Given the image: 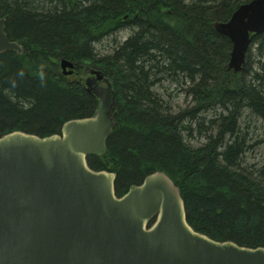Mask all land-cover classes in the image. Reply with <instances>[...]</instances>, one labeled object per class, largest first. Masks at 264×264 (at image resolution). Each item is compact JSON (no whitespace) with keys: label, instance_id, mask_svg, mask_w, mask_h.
<instances>
[{"label":"trees","instance_id":"trees-1","mask_svg":"<svg viewBox=\"0 0 264 264\" xmlns=\"http://www.w3.org/2000/svg\"><path fill=\"white\" fill-rule=\"evenodd\" d=\"M249 1L0 0L6 33L24 49L0 54V137H49L93 116L98 100L84 76L100 70L116 94L115 125L106 151L88 158L91 169L116 174L118 197L163 172L196 232L264 247V159L248 158V123L264 126V63L254 70L247 55L243 72L229 70L232 44L214 28ZM124 31L109 54L99 51ZM254 44L263 56L264 33ZM180 96L190 106L178 107Z\"/></svg>","mask_w":264,"mask_h":264},{"label":"water","instance_id":"water-1","mask_svg":"<svg viewBox=\"0 0 264 264\" xmlns=\"http://www.w3.org/2000/svg\"><path fill=\"white\" fill-rule=\"evenodd\" d=\"M214 28L233 45L229 69L242 72L252 36L264 33V0L241 5ZM4 52L24 49L10 41L0 18ZM62 69L72 75L75 65L63 60ZM91 74L86 85L99 99L94 116L70 120L49 137H0V264H264V247L196 232L165 173L118 197L116 174L91 169L88 158L106 151L116 103L104 74ZM103 80L106 87L98 85Z\"/></svg>","mask_w":264,"mask_h":264},{"label":"rangeland","instance_id":"rangeland-1","mask_svg":"<svg viewBox=\"0 0 264 264\" xmlns=\"http://www.w3.org/2000/svg\"><path fill=\"white\" fill-rule=\"evenodd\" d=\"M129 33L127 31H124L109 40H106L101 46H99V51L103 54H109L119 41L124 40L127 38ZM259 45H252L249 49V66L250 68H253L256 70L258 68L259 63H264V54L261 56L258 51ZM264 52V51H263ZM87 75L84 76V79ZM74 79V77L70 76ZM175 104L178 107H188L190 106V103L185 101L184 97H175ZM180 107V108H181ZM253 121L249 122V132H250V145L252 146V150L249 153V160L250 164L261 162L264 159V126L261 125L259 121L256 119H252ZM191 144H201L204 143V138H201V140H189Z\"/></svg>","mask_w":264,"mask_h":264},{"label":"flooded vegetation","instance_id":"flooded-vegetation-1","mask_svg":"<svg viewBox=\"0 0 264 264\" xmlns=\"http://www.w3.org/2000/svg\"><path fill=\"white\" fill-rule=\"evenodd\" d=\"M90 77V75H87L86 77H85V80L87 79V78H89ZM99 85H102V86H104V82L103 81H101V82H99ZM95 86V85H94ZM86 87V86H85ZM88 92V91H87ZM88 94H90V95H92V94H94L92 91H90V93L88 92Z\"/></svg>","mask_w":264,"mask_h":264}]
</instances>
